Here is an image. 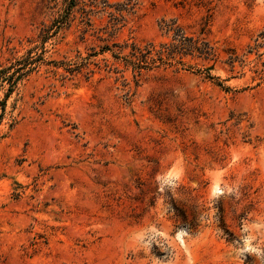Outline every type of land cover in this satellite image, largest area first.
<instances>
[{"label": "rangeland", "instance_id": "374dc122", "mask_svg": "<svg viewBox=\"0 0 264 264\" xmlns=\"http://www.w3.org/2000/svg\"><path fill=\"white\" fill-rule=\"evenodd\" d=\"M132 1L110 36L102 0H0V64L66 15L48 62L170 42L164 20L217 53L33 74L0 127V264H264V0Z\"/></svg>", "mask_w": 264, "mask_h": 264}, {"label": "trees", "instance_id": "16d2710c", "mask_svg": "<svg viewBox=\"0 0 264 264\" xmlns=\"http://www.w3.org/2000/svg\"><path fill=\"white\" fill-rule=\"evenodd\" d=\"M69 11L79 4L80 0H69ZM132 0H126L124 3L112 5L109 0H102L105 8H114L115 12H110V27L105 28V34L109 33L111 36L113 32L117 31L125 21V13L131 12L135 5ZM82 15L88 22L94 10L86 11L85 8L80 9ZM70 12H68L70 14ZM68 15L61 16L47 29H42L38 36L39 40L30 41L31 43L40 42L32 49L28 50L25 55L15 58L6 64H0V127L8 122L10 128L15 127L20 121V113L18 111V99H14L15 95H19L21 87L30 79V77L37 73L44 65L54 64L55 67L63 66L64 70L70 74L80 73L83 70H88V73H94L91 68L92 65L98 66V63L93 61L94 57L100 54L111 53L115 63L107 67L112 68L114 65L122 64L126 69H131L134 77L139 78L144 71L152 70L162 65L168 64L170 61L183 62L185 56L199 57L204 60L217 59L215 47H213L207 38L203 36H190L186 30L181 27L176 20L162 22L161 29L171 38L170 42H165L160 45L154 43H147L145 45H138L135 42L124 44L113 42L105 44L101 47L100 52L92 49V53L86 57L81 55L74 63H58L48 62L46 60V43L57 36L58 33L70 24L73 19H69ZM91 26V25H90ZM110 29L111 31H109ZM105 41L106 39L100 38ZM127 51V52H126ZM233 59V58H232ZM230 60V64H234V60ZM66 66V67H65ZM207 78L215 79L208 71ZM222 86L221 83H218Z\"/></svg>", "mask_w": 264, "mask_h": 264}]
</instances>
